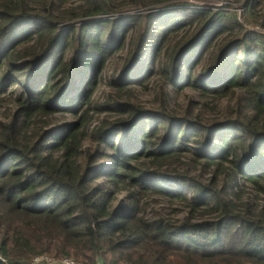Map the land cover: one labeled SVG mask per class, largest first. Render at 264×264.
<instances>
[{"label":"trees","instance_id":"16d2710c","mask_svg":"<svg viewBox=\"0 0 264 264\" xmlns=\"http://www.w3.org/2000/svg\"><path fill=\"white\" fill-rule=\"evenodd\" d=\"M240 8L259 31L184 0H0V106L13 103L0 118V264H264V0ZM127 28L126 59L92 103ZM152 75L146 110L133 90ZM167 88L195 92L198 113L192 101L171 112ZM152 196L185 216H147Z\"/></svg>","mask_w":264,"mask_h":264},{"label":"rangeland","instance_id":"374dc122","mask_svg":"<svg viewBox=\"0 0 264 264\" xmlns=\"http://www.w3.org/2000/svg\"><path fill=\"white\" fill-rule=\"evenodd\" d=\"M186 4L189 6H209V5H214L218 8H222L223 10H229L230 12H234L236 15L237 22L242 24L244 28H251L253 30L259 31L258 27H255V25H251L249 23H245L243 20V14H242V9L240 8L242 0H219L217 1H211V0H184ZM221 1V2H220ZM160 6H165V4L159 5ZM148 9V8H147ZM137 11H131L128 12L129 14H134ZM180 34L175 38L178 39ZM135 38L134 31L130 30L127 28V30L124 32L123 39L121 40V46H119V50L111 54L106 61L103 63L101 69L99 70V75H98V82L96 83L94 87V91L92 93V98L91 101L92 103L96 104H101L106 96L109 94V88L106 86L107 82L112 79V76L118 75L124 60L126 59L128 50H129V44L132 42V40ZM209 52V50H208ZM203 55L201 62L199 65H197L194 69L193 75H197L201 69L204 68L206 65V60H207V54ZM162 59V55L159 57V60ZM162 61V60H161ZM153 70L156 71V63L153 66ZM154 71V72H155ZM155 75H152L149 77V79L144 83L146 85L145 89L135 87L133 90V99L132 101L138 105L139 107H142L146 110H152L157 107V104L155 102V94H156V87L159 84H155ZM168 94H169V103H168V109L173 112L177 116L183 115L184 111L187 108V103L188 101H192L191 104V110L194 113H198V97L195 92L188 88H184L181 91L178 92H171L169 88H167ZM227 103V100H222L220 104L218 103L216 107V112L218 114V118L221 116L220 110L222 111L224 105ZM13 107V103L11 101V98L5 99L3 104L0 106V118L2 116V113L5 110L11 109ZM201 115V120L208 122L209 120L214 119L213 114L209 112V109L206 108L205 110L200 112ZM104 116L103 113L94 115L92 117V122L91 126H94L97 124L102 117ZM64 120H70L69 116H62V115H53L50 117L51 122H62ZM90 142L88 139H86L83 143V148H88L90 146ZM187 173L193 177L196 178L198 181L201 182H206L207 178L209 177V172L206 170L201 169L199 166H194V167H188ZM239 184H242V182L239 181ZM243 185V184H242ZM245 192L250 193L251 195L254 194L253 191L249 189L247 185H244ZM245 196V195H243ZM259 199L257 200L259 204L263 205L264 204V196L259 195ZM148 206L145 208V214L147 216H152V215H159V216H166L168 218L176 219V220H181L185 216V209L183 205H181L178 202H167L163 198L152 196L150 199L147 201ZM178 209L180 212H173L171 210ZM202 219L208 220L211 219V217L205 216Z\"/></svg>","mask_w":264,"mask_h":264},{"label":"built area","instance_id":"2783aa9c","mask_svg":"<svg viewBox=\"0 0 264 264\" xmlns=\"http://www.w3.org/2000/svg\"><path fill=\"white\" fill-rule=\"evenodd\" d=\"M77 264L74 260L70 258H62L60 260H51L47 257H35L32 260V264ZM95 264H100L96 262Z\"/></svg>","mask_w":264,"mask_h":264}]
</instances>
